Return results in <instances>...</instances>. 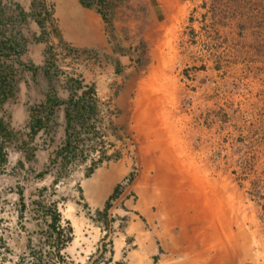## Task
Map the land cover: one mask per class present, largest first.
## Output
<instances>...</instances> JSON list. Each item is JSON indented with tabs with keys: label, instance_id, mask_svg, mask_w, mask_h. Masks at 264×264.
<instances>
[{
	"label": "rangeland",
	"instance_id": "obj_1",
	"mask_svg": "<svg viewBox=\"0 0 264 264\" xmlns=\"http://www.w3.org/2000/svg\"><path fill=\"white\" fill-rule=\"evenodd\" d=\"M44 1L52 14L42 29L34 3L25 8L20 0H0V73L8 90L0 105L6 153V161L0 157V264H114L115 252L127 264L145 243L157 250L155 264H264V0H96L112 45L96 60L65 48L56 22L60 0ZM90 84L98 89L97 120L106 125L105 157L126 158L129 171L138 163V179L136 126L152 128V139L172 124L170 157L183 162L164 187L172 184L171 190L173 178L182 176L176 186L192 191L190 203L172 189L168 206L181 209L161 211L162 197L146 200L135 180L125 194L142 213L131 223L133 231L141 225L137 245L117 234L132 218L116 197L110 213L97 212L89 223L85 179L73 185L70 177L88 159L57 153L69 134L67 102ZM143 85L147 94L137 100ZM48 96L62 104L47 128L32 135L33 115ZM69 129L83 141L80 122ZM184 138L187 151L179 147ZM95 143L84 147L90 151ZM144 200L147 210L137 205ZM54 208L63 240L71 237L61 254L48 226Z\"/></svg>",
	"mask_w": 264,
	"mask_h": 264
},
{
	"label": "crops",
	"instance_id": "obj_2",
	"mask_svg": "<svg viewBox=\"0 0 264 264\" xmlns=\"http://www.w3.org/2000/svg\"><path fill=\"white\" fill-rule=\"evenodd\" d=\"M33 1L34 0H20V5H23L26 8L27 5L32 6ZM56 4H57L55 9L56 22L58 23L57 25L61 32L62 42L69 43L74 48L79 50L98 51L101 52L102 54L104 52L108 53L112 51V45L106 33V23L102 15L96 9H90L84 7L79 0H60L59 7L60 8L62 7L63 12L58 14L57 11L58 3ZM34 47H42V46L34 45ZM144 86L145 85H143V87ZM143 87L139 89L137 100L139 99L140 96L143 98L145 97V94H147L144 92L146 88ZM173 89L174 92L176 93V88ZM148 97L149 96H147V98ZM147 100L154 102V104H156L157 102L156 98H154V100L146 99L145 101ZM46 101H48V98L46 99ZM139 101H141V98ZM143 115L145 116L144 113ZM135 117L136 120L138 119V122H140L141 121L140 118L142 117V115L139 111H137ZM171 125L172 124H170V126ZM169 127H165L164 129L160 130L158 132L160 136L154 135V137L150 139L149 137L153 136V131L151 130L152 128L150 127L146 128L145 126H139V125L136 126V134L139 136L138 138H140V142L139 144H137V154L141 160L143 169L140 176H138V179H136L134 183V188L138 190L140 193H142V196H144L145 199L148 198L146 196H149V200L156 197L158 193L159 196L162 197L161 211H164L167 208L168 211H179L181 209L180 207L168 206L169 204L172 203V200L165 198V196L167 195L168 192H171L172 189L177 188L174 194L182 193V195L185 196V198H187L191 203L192 200L190 199V197L192 196L191 194L192 191L189 188H184L182 184H180L179 187L176 186L177 179L180 181L184 180L182 176H178V178L177 177L173 178L175 184L173 185L171 190L169 189V185L172 184H168L166 188L164 187L166 185V180L170 178L171 171L176 172L177 171L176 167H178V163L182 164L183 162V161H179L174 163L175 162L174 157H170L169 148H171L170 144H173L171 140L173 133L171 129H169ZM186 130L188 131V129ZM188 135H189V131H188ZM179 136L181 137L180 134ZM144 137L146 139H143ZM180 140H183L184 144L183 145L181 144L182 146L179 145V147H181V149L184 148L182 149V151H187V149H189L187 146V142L190 141V139L186 140L184 138ZM43 157H46V154H43ZM129 168H130V164L126 160V158L120 159L115 162L113 160H110L109 157L107 162L99 165L94 170V172L92 171L91 175L82 182L81 194L83 197L82 199L83 204L87 207L88 206L92 207L96 213L97 212H99L100 214L102 212L105 213L108 202L113 197L122 179L128 174ZM173 168L175 169L173 170ZM146 174L149 177L148 188L143 183L147 181L145 180V178L147 177ZM127 194L124 193L120 197V199L117 200L118 202L116 205L122 206L121 204L123 203L124 206H126L127 208V210H124L125 216L126 215L130 216V218H132V221L125 228L123 233L120 234L118 232L117 234L125 236L126 245H127V241H130L132 238L135 239V241L134 239H132V243L134 245H137L138 244L137 235L139 234L138 231L141 228V225H137L135 230L133 231L132 228L134 226L132 225L138 224V221L137 222L133 221L134 220L133 217L142 215V213L140 212V209L135 208L136 205L132 199H126ZM146 200H144L142 203L139 204L137 203V205L142 207L143 210H147L146 209L147 204H145ZM186 201L187 200L185 199L184 202ZM110 212L111 210H109V213ZM131 223L133 224L131 225ZM151 249L152 246L146 243L141 244V246L135 249L133 253L130 254V257L124 259V261L127 262V264H139L140 260L142 261V264H155L153 262L154 260H152V256H157L158 253L157 250H154L152 252ZM174 252L179 253L180 251L177 248H174ZM136 253H138L139 255H136ZM172 253L173 251L171 250V254ZM177 256L179 255L177 254ZM112 262H114V264L116 263L123 264L121 263V259L120 257H118L116 252L114 253V258H112ZM158 264H161V262H159Z\"/></svg>",
	"mask_w": 264,
	"mask_h": 264
},
{
	"label": "trees",
	"instance_id": "obj_3",
	"mask_svg": "<svg viewBox=\"0 0 264 264\" xmlns=\"http://www.w3.org/2000/svg\"><path fill=\"white\" fill-rule=\"evenodd\" d=\"M81 2V4L86 7V8H90V9H96L95 8V3L96 0H79ZM103 1V0H102ZM33 8H34V16L36 21L38 22V24L42 27V28H46L47 26V20H51V14L48 11V8L46 6V3L44 0L38 1L35 0L34 4H33ZM97 10V9H96ZM99 13L100 11L97 10ZM104 19L107 20V15H103ZM8 47L10 49H14V47H12V45H8ZM52 49H50L49 51L51 52ZM1 52V49H0ZM7 76L4 77L3 74L0 73V105L3 104L8 97V90L4 89V87H7ZM76 81V80H75ZM78 82V81H76ZM78 84L80 85V82H78ZM95 88L94 87H89L88 90L84 91L83 95L78 98L75 99L74 97L71 99V101L69 102L70 108H73L72 111H67V119L69 122V125L72 121V119L77 118L80 122H81V127H85L88 125V119L90 120L92 118V116H97V100L95 99ZM49 104V109H47V104L43 105L41 110L38 107L37 110V114L33 115V123L31 125V134L35 135L37 134V132L42 129L43 127H45L49 121V117L51 116V113H54V108L57 105H60L62 102H60V100H56L52 97H50L48 99ZM48 112L46 116V118L43 116L44 112ZM86 114H88V118L86 117ZM87 118V119H86ZM90 127V126H89ZM91 128V127H90ZM0 129L1 131H3L4 128V124L2 121H0ZM91 130L94 132L92 134H94V137L97 135H99V132L95 130L94 126H92ZM93 137V138H94ZM78 148V147H77ZM76 146H73V144L70 142V140L66 143V145L57 153L63 154L64 152H67L69 150L71 151H75ZM0 157L2 159V161H6V153L4 151V147L2 146V144H0ZM90 174V172H89ZM88 174V175H89ZM23 199V198H22ZM110 205H108L109 207ZM52 215V223L50 225V228L52 230V235L54 236V234H56L57 236V240L59 242V249L58 250V254H61V251L63 250L64 246L67 244V242H69V240L71 239V237H67L66 241L63 240V238H65V229L63 228L61 221H62V216L61 213L57 210V208H54L51 213ZM72 228L68 227L66 234H68V231L71 232ZM61 256V255H59ZM120 264V263H118Z\"/></svg>",
	"mask_w": 264,
	"mask_h": 264
},
{
	"label": "flooded vegetation",
	"instance_id": "obj_4",
	"mask_svg": "<svg viewBox=\"0 0 264 264\" xmlns=\"http://www.w3.org/2000/svg\"><path fill=\"white\" fill-rule=\"evenodd\" d=\"M34 3V2H33ZM49 11V10H48ZM23 12V11H22ZM35 17V16H34ZM46 28H47V26H46ZM42 29H45V28H42ZM107 33V32H106ZM108 35V34H107ZM109 37V36H108ZM63 44L64 45H66V47L65 48H67L69 51H71V52H73V53H75V52H79V49H76V48H74V47H71V46H69V43H66V42H63ZM11 45V44H10ZM1 47H3V46H1ZM12 47H14V49H10L9 47H8V49L9 50H12V51H15L16 52V50H15V46H12ZM82 55H87L88 57H90L91 59H93V60H96V57L99 59V55L98 54H102L101 52H98V51H92V50H82V53H81ZM89 87H94L95 88V86L94 85H92V84H90L89 85ZM89 87H88V89H89ZM87 89V90H88ZM98 90V89H97ZM97 90H96V88H95V99H96V93H97ZM84 91H86V87H84V89H83V92L82 93H80V96L78 97V98H80L82 95H83V93H84ZM48 99L50 98V96H48L47 97ZM53 98V97H52ZM73 98V97H72ZM71 98V99H72ZM75 98V97H74ZM78 98H75V99H78ZM71 99H70V101H71ZM69 101V102H70ZM48 101H46L45 102V105L46 104H48L47 103ZM69 102H67V105H68V107H67V110H66V113H65V117H66V122H67V130H69V134H67V139L66 140H64V142L61 144V148H60V150L66 145V143L70 140V142L73 144V146H76V149H75V151H71V150H69V151H67V152H64L63 154H60V155H58V156H62V157H64V158H66V160L67 159H69V158H74V157H81L83 154H84V151L86 150L85 149V145H84V143L86 144V142L87 143H95V141H97V138L98 137H100L101 135H103L104 134V130H105V127H106V125L104 124H102L100 121H98L97 120V118H98V116H99V111H97V116H92V118L89 120L88 119V125L87 126H85L84 128L83 127H81V130H82V134H83V141H79V139L80 138H78L77 139V137L75 136V135H72V133H71V129H69V127H72V126H74V121H76V122H80L77 118H74V119H72V121H71V123H70V125H69V122H68V119H67V111H72V109L73 108H70V105H69ZM62 104V103H61ZM49 105V104H48ZM57 106H59V105H57ZM57 106H55V108L57 107ZM39 107V106H38ZM40 108V107H39ZM38 110V109H37ZM36 110V111H37ZM43 116L46 118V116L43 114ZM86 117L88 118L89 116H88V114H86ZM86 118V119H87ZM81 123V122H80ZM48 124V123H47ZM92 128V126H94V128H95V130H96V132L98 131L99 132V135H97V137L95 136L94 137V134H92V133H94L92 130H91V128ZM44 128H47V125L45 126V127H43L42 129H44ZM81 132V131H80ZM94 137V138H93ZM81 140V139H80ZM96 144V143H95ZM87 145H89V144H87ZM78 147V148H77ZM94 147V146H93ZM105 155H106V153H105V151L103 152V154H102V157H101V159L99 160V161H97V162H94L93 164H92V166L88 169V171H87V174H86V178H88L90 175H91V172L93 171L94 172V170L99 166V165H101V164H103V163H105V160H108L106 157H105ZM89 172H90V174H89ZM89 174V175H88ZM85 178V179H86ZM123 180V179H122ZM83 182V181H82ZM122 182V181H121ZM121 182H120V184L118 185V187H117V189H116V191H115V193H114V195H113V197L112 198H114V197H116V199H120V197L123 195V193L121 192V188H120V185H121ZM108 205H110V204H108ZM108 205H107V207H106V211H105V213H109V207H108ZM25 208H26V204H25ZM59 211V210H58ZM51 213V212H50ZM50 218H51V220H52V215L50 214ZM62 221H63V219H62ZM51 223H52V221L49 223V229L51 230V228H50V225H51ZM65 228V227H64ZM51 233H52V230H51ZM110 234L111 232L110 231H106L105 232V234ZM71 235V234H70ZM54 237L56 238L57 236H56V234H54ZM68 243V242H67ZM58 247H59V242H58ZM57 247V249H59ZM65 247V246H64Z\"/></svg>",
	"mask_w": 264,
	"mask_h": 264
},
{
	"label": "built area",
	"instance_id": "obj_5",
	"mask_svg": "<svg viewBox=\"0 0 264 264\" xmlns=\"http://www.w3.org/2000/svg\"><path fill=\"white\" fill-rule=\"evenodd\" d=\"M106 139L107 138H106L105 134L101 135L100 137L97 138V143H96L97 146L96 147L90 149V151H88L87 149L84 151V157H83L82 161L84 159L85 160L88 159V160L85 161L79 167H77L73 173H71L70 177L74 179L73 185H76L81 180L85 179L88 169L92 166V164L94 162H97L101 159L103 152L107 148L106 147L107 145H102V144H105L107 142ZM87 147H89V145H87ZM88 152L90 153L89 156H88V154H89ZM139 169H140L139 164L133 163L129 173L123 178L121 185H120L121 192L123 194L127 193L130 190L131 186L133 185L134 181L137 178V175L139 173ZM77 194L79 195V193H77ZM128 194H130V193L128 192ZM86 209L87 210L85 212L88 214V217L90 218L89 223L95 224L94 220H93V218L96 217L95 210L90 206H88ZM61 224H62V221H61ZM62 226L64 228L63 224H62Z\"/></svg>",
	"mask_w": 264,
	"mask_h": 264
}]
</instances>
